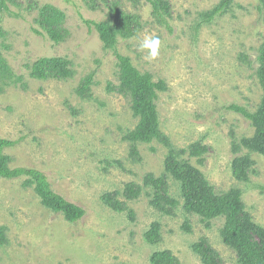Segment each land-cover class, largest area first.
Returning <instances> with one entry per match:
<instances>
[{
  "label": "rangeland",
  "instance_id": "rangeland-1",
  "mask_svg": "<svg viewBox=\"0 0 264 264\" xmlns=\"http://www.w3.org/2000/svg\"><path fill=\"white\" fill-rule=\"evenodd\" d=\"M5 0L0 3V56L20 82L0 91V138L17 144L4 150L11 168L42 172L54 192L85 211L71 224L60 214L42 207L25 178L0 179V227L7 242L0 245V264H151V255L169 252L178 264H202L195 244L213 253L217 264H241L234 249L221 239L224 218L205 220L186 213L181 205L165 211L153 209V190L144 176L164 172L166 147L157 142L138 143L133 156L125 135L137 124L129 98L107 87L117 86L115 52L128 57L154 81H164L156 109L161 131L177 149L193 144L207 148L198 162L181 156L195 167L216 193L239 190L251 221L264 229V158L250 153L253 165L248 182L231 172L235 152L254 129L242 116L226 109L231 104L254 112L262 91L256 72L264 42V22L257 0H231L225 12L210 21L206 15L222 0H166L170 30L159 26L144 0L117 2L139 19L134 36L118 39L114 49H104L94 30L82 19L107 20L106 0L90 10L83 0ZM53 6L64 12L65 39L53 43L36 36V7ZM15 14V15H12ZM145 36L161 41L156 59L140 49ZM66 58L73 76L67 80H35L29 68L39 58ZM92 75V97L75 90ZM134 183L142 195L127 201L133 213L117 212L101 202L107 193H119ZM167 196L182 201L179 185L167 175ZM160 226L154 243L144 239L152 224ZM256 239V237L253 235Z\"/></svg>",
  "mask_w": 264,
  "mask_h": 264
},
{
  "label": "trees",
  "instance_id": "trees-1",
  "mask_svg": "<svg viewBox=\"0 0 264 264\" xmlns=\"http://www.w3.org/2000/svg\"><path fill=\"white\" fill-rule=\"evenodd\" d=\"M72 4L70 0H62ZM104 1V0H103ZM258 10L264 22V0H257ZM90 10L100 8L97 0H83ZM151 8V15L159 26L170 30V7L166 0H144ZM1 6L5 5V0H0ZM231 0H222L206 15L207 20L223 13L230 6ZM107 10V20L103 22L88 21L82 19L89 30H94L101 41L104 49H114L118 39H128L135 34L139 25L138 17L125 13L117 2L105 1ZM37 11L34 24L38 28L31 27L36 36L46 37L51 42L57 44L65 39L66 31L64 22L66 16L61 10L50 6L42 5L36 7ZM15 15V14H12ZM117 60L118 84L115 87L108 85V92H116L129 98L130 111L136 118L137 124L133 130L125 135L126 140L131 145L130 153L138 156L136 144H150L157 142L167 149V156L164 160V172L160 177L152 174L144 176V185L150 187L152 198L150 206L162 211L181 205L183 211L194 214L205 220L224 218V227L221 230L223 243L234 249L237 253L238 261L241 264H264V229L256 226L245 211L242 202V193L239 190H230L223 193H216L202 176V174L181 156L188 153L189 157L196 158L199 163L207 148L200 144H193L188 149H177L170 143L168 137L161 131L160 121L156 109V101L159 93L166 91L164 81H154L150 74L140 72L128 57L115 52ZM257 60L260 67L256 72L258 84L262 91L261 101L254 112H249L244 107L231 104L226 107L228 111L242 116L254 129L251 137L242 140L240 146L234 147L235 152L245 149L246 153L237 156L231 165L232 176L239 182H248L249 171L253 165L250 153L259 154L264 158V42L259 50ZM35 80H67L73 76L71 63L66 58H39L29 68V75ZM92 75L83 78L76 94L83 99L92 97ZM15 75L11 72L7 63L0 56V91L2 87L10 86L20 82L19 78L14 80ZM16 141L0 138V179L13 180L25 178L23 186L32 188L34 194L39 199L42 207L60 214L65 221L74 224L81 220L85 211L79 206L67 201L61 195L54 192L47 180V177L40 171L30 168H11L10 158L4 154V150L13 147ZM167 175L172 176L178 182L181 202L167 196L168 183ZM264 190V186H262ZM142 189L134 183H127L120 196L119 193H107L101 197V202L112 207L117 212H127L129 218H133V213L128 209L126 202L139 198ZM160 226L152 224L149 230L144 233V239L148 243L158 240ZM6 228L0 227V245L7 242ZM256 237V239L253 237ZM193 251L200 257L202 264H217L213 258V253L202 244H195ZM151 264H178L177 260L167 251L155 252L151 255Z\"/></svg>",
  "mask_w": 264,
  "mask_h": 264
},
{
  "label": "clouds",
  "instance_id": "clouds-1",
  "mask_svg": "<svg viewBox=\"0 0 264 264\" xmlns=\"http://www.w3.org/2000/svg\"><path fill=\"white\" fill-rule=\"evenodd\" d=\"M161 41L155 36H145L140 44V49L147 53V59L154 60L157 58Z\"/></svg>",
  "mask_w": 264,
  "mask_h": 264
}]
</instances>
